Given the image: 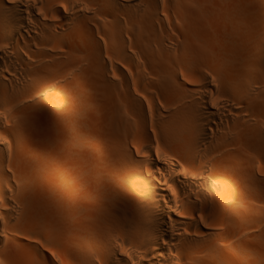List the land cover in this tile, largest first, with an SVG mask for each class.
<instances>
[{"label": "bare ground", "instance_id": "1", "mask_svg": "<svg viewBox=\"0 0 264 264\" xmlns=\"http://www.w3.org/2000/svg\"><path fill=\"white\" fill-rule=\"evenodd\" d=\"M216 5L0 0V264H231V216H264V0ZM86 53L100 123L49 102Z\"/></svg>", "mask_w": 264, "mask_h": 264}, {"label": "rangeland", "instance_id": "2", "mask_svg": "<svg viewBox=\"0 0 264 264\" xmlns=\"http://www.w3.org/2000/svg\"><path fill=\"white\" fill-rule=\"evenodd\" d=\"M215 1L217 3V5L215 6L217 15L219 13L218 17H220V19L222 18V20L225 18V21H228V19L231 18L230 17V15H231V0H215ZM220 5L226 9L222 8L223 10L222 9L220 10V8H221ZM226 13L228 14L227 16H226ZM217 25L221 26L220 24H217ZM219 30H221V29H219ZM86 55L89 57V55L87 53H86ZM86 55H85V57H87ZM85 57H84L85 62L88 60H90V62H91V63L87 62L86 65L84 64L86 67H83V65H79L80 67L78 66L79 67L78 68L77 67L78 64H76V63H75V65H73L74 66V75H73L74 78L72 77V80H71V90L72 91L68 90V92H64V93L58 92L57 93L58 96H56V94H55L56 99H53V97H52L51 98L52 100L50 99L49 102L51 101L54 103V100H57V102H60L61 107L65 106V107H63L64 109L62 111L63 115H65V117H67L65 114V111H64V110H66L65 109L66 107L68 108L71 106H77L78 105L77 107H82L81 109H86V104H87V106L91 105L92 108H94L97 105V107H96L97 109H95L96 111L94 110L95 111L94 115L92 114L94 112L93 110H92L93 112H90L92 115L89 112H87L86 110H83V111L85 113L87 112V114H88V115L86 114L87 116H93V117H95V119H97V120L99 119L98 121L100 123L101 115H102L101 114L102 109L100 108L98 103L100 105L104 106L105 95H104V92L102 89V85H101V83H99L100 81L98 82L99 86L97 85L98 87L96 89H90L88 87H87L88 89L85 88L86 86L84 85L83 80H84V77H88L87 74H89L91 72L89 77H91V75H92L91 78L94 80H97V78L94 77V76H97V74L94 73L93 70H89V68H88V66L90 67L91 65L97 66V63L93 62L94 60L90 59V57L89 58L87 57V59ZM93 63H94V65H93ZM93 73H94V75H93ZM78 84H79V86H78ZM81 86L83 88H80ZM81 90H82V92H80ZM87 91H88V93L89 92L90 93L86 94ZM82 94H83V96H82ZM89 96L90 97L92 96V97L90 98ZM80 97L81 98L84 97V99L81 100ZM85 97H87L88 99ZM92 99H93V102H92ZM64 100H66V101H64ZM57 102L55 101L56 104L54 103V105H57V110H59L61 107H59L60 105L58 106L59 103L57 104ZM61 103H63V105ZM84 103H85V107H84ZM89 103H90V105H88ZM93 103L94 104L96 103V104L94 105ZM44 104L45 103H42V105H44ZM68 105H70V106H68ZM55 108H56V106H55ZM92 108H90V109H92ZM97 112H98V115L100 117L98 115H97L98 117L96 116ZM231 194H232V192H231ZM263 214H264V212H263ZM263 217L264 216H255V218H253L254 221L251 222V220H248V218H245L243 216H231V264H264V224L262 221Z\"/></svg>", "mask_w": 264, "mask_h": 264}]
</instances>
